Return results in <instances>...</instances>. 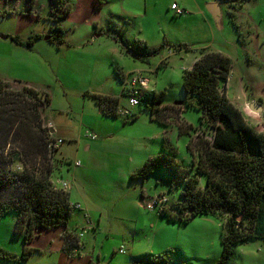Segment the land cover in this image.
Segmentation results:
<instances>
[{
	"label": "rangeland",
	"instance_id": "obj_1",
	"mask_svg": "<svg viewBox=\"0 0 264 264\" xmlns=\"http://www.w3.org/2000/svg\"><path fill=\"white\" fill-rule=\"evenodd\" d=\"M50 1L54 18L60 16L62 9L69 6L67 0H64L60 7L57 6L56 1ZM99 1L105 6L97 8L94 11L95 15L110 17L111 21H104L102 27L107 35L100 37L98 43L95 44L97 48L93 51L107 53L109 48L115 47L120 52L113 63L109 61L107 63L113 69L110 74L116 76L115 82L110 81L111 76L108 75L109 82L104 85L105 90L114 91L121 98L118 108L119 115L108 120L104 119L113 125L110 128V134L107 136L98 133L100 136L98 141L93 140L97 143L104 140L103 150L89 151L82 145L83 141L79 149L80 153L77 155L75 140L79 141L80 137H83V133L79 130L82 128L91 130L89 125H82V117L83 114L91 115L88 108L90 106L88 104L84 106L83 97L85 94V99H90L92 92L84 91L83 94H78L77 91L69 89L76 88L74 80H78L81 74H75L74 79L69 81L65 71L66 60L62 58L59 63L53 60L51 65L46 66L42 73L34 78L38 90L49 94L51 98L50 107L40 112L44 116L43 119L46 117L47 110V116L54 120L57 129L62 127L70 132L69 136L64 139L62 153L55 156L56 159L59 157L60 167L54 172V180L57 177L66 178L74 186V192L70 191V195L74 193L72 201L84 194L92 203H95L94 216L99 217L102 212L106 217L104 225L100 226L97 233L92 229L84 232L82 241L85 244L80 253L82 257H77L75 264H129L131 256L140 254H143L144 258L145 256L166 255L169 264H216L223 250L222 221L211 216L197 215L190 218L188 222H182L179 219L171 220L159 209L153 211L146 205V208L144 206L138 208L136 203L140 200L142 189H145L150 196L160 194V196L167 197L166 206L171 209L177 208V204L183 201L184 183H175L171 186L168 182L167 170H159L145 181L135 180L130 177L128 167L133 164L128 160L121 165L112 164L107 161V157L104 158L106 156L104 152L108 148L111 151L117 149L126 158L133 156L137 161L141 152L156 148V139L149 142L145 138L152 134L148 124L153 122L159 130V154H162L164 140L167 138L170 145L177 151V160L181 167L186 170L190 169L192 171L189 172L190 175L193 171L195 172L196 166L193 162H198L200 153H202L201 149L206 148V140L211 139L213 129L207 125L206 121L201 122L202 110L182 104L186 101L183 75L184 71L193 65L202 49L222 52L231 59V73L222 91L242 111L251 127L264 132V0ZM171 2H176L181 9L185 10V13L180 16L175 15L170 9ZM207 3L219 5L220 26L217 25L213 15L208 13ZM7 4L12 5L13 1L7 0ZM201 8L210 21L206 20L203 15H198ZM48 15L50 16L49 13ZM77 15H81L78 10L75 11L74 17H78ZM61 24L65 36L69 38L94 32L93 26L91 28L81 26L74 31L73 19L62 20ZM55 25L49 18L46 24H38L36 30L43 26L49 34L50 28ZM4 26L8 29L15 28V21L9 19ZM123 41L133 47L146 44L150 49L159 47L160 50L150 58L149 62H142L139 59L135 60L131 53L126 51ZM54 49L58 50L57 53L61 52L57 47ZM117 65L125 71L133 70L135 67L146 70L145 76L147 80L149 79V90L165 93L161 99L162 105L159 106V119L164 124L152 120V114L145 105H138L131 110L132 106L126 97V88L123 90L124 97L121 96L124 82L122 83L116 74ZM61 78L68 82L67 88L62 85ZM13 88L18 87L13 86ZM144 91L147 90H141V96ZM252 101H257L261 105V111L250 109L249 104ZM125 109L133 113L128 115L129 118L120 116ZM100 119L103 118L100 116ZM190 141L192 145L189 148ZM75 160L82 162L81 167L74 166ZM16 168L20 170V166L17 165ZM205 181V176H201L199 185L202 186ZM133 203L135 206L132 205ZM139 209L156 214L159 219L154 218L155 223H152L148 216L147 219L143 215L138 217ZM123 211H127L125 214L133 215V221L129 217L123 219L117 217V214ZM12 215L15 218L18 217L14 216L17 213L10 212L0 221V247L2 248H6L5 241L6 246L15 247L17 245L14 244L15 241L11 242L14 239L13 231L10 232L12 222H9ZM83 216L82 211L73 209L69 222L70 227H79L78 232L82 231L85 225ZM230 216V214L224 215V220H228ZM137 221L140 229L148 227L150 234L155 232L156 234L148 239L145 234L139 236L141 234L139 231L136 237L137 247L132 255L128 246L132 244L131 228H135ZM125 229H128L127 233H131L132 237L122 233ZM111 230L116 234L110 233ZM58 231H62V228ZM54 233L55 231L51 234ZM115 241L118 242L119 247L120 244H124L127 251L125 253L116 252L113 245ZM43 243V240L35 241L36 246ZM53 263L59 264V256L51 257L44 253L42 256H33L25 263L19 264ZM231 264H264V244L260 240H249L238 244L235 247Z\"/></svg>",
	"mask_w": 264,
	"mask_h": 264
},
{
	"label": "trees",
	"instance_id": "obj_2",
	"mask_svg": "<svg viewBox=\"0 0 264 264\" xmlns=\"http://www.w3.org/2000/svg\"><path fill=\"white\" fill-rule=\"evenodd\" d=\"M54 1L60 7L64 0ZM69 12L70 6L63 8L57 18L50 13L56 25L50 29L48 39L65 43L61 21ZM12 38L29 47L39 35L30 36L26 42L18 36ZM123 43L126 51L142 62H149L160 50L150 49L146 44L133 47L126 41ZM231 68V59L222 52L202 49L191 68L184 71L186 101L182 104L202 110L201 122L206 121L213 129L198 162H193L195 172L190 175V169L181 167L177 151L166 138L162 154L148 157L132 174L133 179L145 180L159 170H167L171 186L184 183L182 203L177 208L159 209L171 220L188 222L194 216L204 215L222 221L223 250L216 264H231L238 244L249 240L264 244V132L251 127L242 111L222 91ZM117 74L125 82L127 76L118 67ZM164 95L144 91L138 104L145 105L152 118L161 123L159 106ZM92 96L104 116L119 115L120 97ZM50 101L47 93L27 86L13 88L0 80V220L10 212L17 213L14 231L24 237L23 260L32 254L33 248L28 245L43 230L64 227V251L71 254L80 247L74 229L68 228L73 213L69 192L54 182V172L60 167L58 157L55 158L59 148H51L53 132L45 127L44 116L40 114L48 109ZM191 145L192 141L188 147ZM201 176L206 178L202 186ZM226 214L231 216L225 221ZM145 257L136 258L132 264H169L166 255ZM0 258L11 257L0 249Z\"/></svg>",
	"mask_w": 264,
	"mask_h": 264
},
{
	"label": "crops",
	"instance_id": "obj_3",
	"mask_svg": "<svg viewBox=\"0 0 264 264\" xmlns=\"http://www.w3.org/2000/svg\"><path fill=\"white\" fill-rule=\"evenodd\" d=\"M12 1L13 4L9 5L7 4V0H0V80L16 87H19L21 85L32 87L39 92L45 93L44 91L38 90V88L35 86L36 80H34V78L40 75L42 73V70H44L46 66L51 65V62L53 60H56V63H59L61 59L64 58L67 64L65 67L66 77L69 81H72V79H74L75 74H79V73L81 74L78 80H74L76 84L75 85L76 88H69V89L77 91L78 94H83L85 91L87 93L92 92L90 94L118 96L114 91L105 90L104 85L106 82H109L107 80L108 75L111 76L110 81L115 82L116 76L114 77L113 74H110L113 71V69L110 66V64L107 65V63L108 61L109 63H113L120 55V52L115 47L109 48V51L107 53H99L93 51L94 49L97 48L95 44L98 43L100 37L107 35V33L104 32L102 27L104 21L105 20L111 21L110 17L105 18V17H101L100 15L99 16L95 15L94 13V11L97 8L104 7L105 6L104 3L100 2L99 0H67L70 6V12L64 18V20H69V21L70 19L74 20V24H73L75 28L74 31H76V29H78L81 26L88 28H91V26H93L94 32L93 33L90 32L87 35H83V36L78 35L75 38L74 37L69 38L68 36H65V43L58 44L56 41H52L51 39L46 38V36H48L49 34L46 33L45 27L42 26L43 29L42 27H40L38 28V30H36L38 24L39 25L46 24V20L49 18L52 20V18L50 17L51 16L50 13L52 11L50 0L49 1L48 0H12ZM173 3L176 2H171V5ZM146 4L148 3L146 2ZM209 4L210 3H207L206 6H208ZM170 9L172 8L170 7ZM76 10H78L79 13L81 14L80 16L77 15L78 17H74V13ZM144 10H146L145 7ZM173 11L174 14L177 15L175 13V10ZM47 12L50 14V16L48 15ZM208 13L211 14L210 12ZM8 15L10 16L8 17ZM198 15H203L206 18V20L210 21L208 15H206L205 12H203L202 8L200 9V12H198ZM9 19H13L15 21V25H16L15 28L8 29L4 26L5 22L8 21ZM220 21H221V15L219 18V23L217 24L218 26H220L221 24ZM105 24H110V23H105ZM32 35H39V38L34 39L31 46L29 47L16 43L12 38L18 36L23 42H26L29 39V37ZM55 47H57L59 51L62 52V55L61 52L57 53L58 50L56 51L54 49ZM102 63L105 64L103 65ZM116 67H118V65ZM118 68H120L121 72L125 75V77L127 76L125 79H127L130 76V74L141 73L143 76H145L146 73L145 72L146 70L144 69L142 70L136 67L133 70L131 69L126 71L123 70L121 67ZM116 74H117V68H116ZM61 81H62L61 82L62 85L66 87L68 82H66V80H64L63 78H61ZM126 81L127 80H125V82ZM123 82L124 81H122V83ZM125 82L123 84L121 96L124 93L123 90H125V88L127 87ZM146 90H149V83ZM85 97L86 95L84 94L83 103L84 106H86L87 104L90 106L88 108L90 110L91 115L83 114L82 125H89L91 127L90 128L91 130L88 131L89 129L84 130L83 128L79 130V132L81 131L83 133V137H80L79 141L75 140L77 144L76 146L78 152L77 155H79L80 153L79 149L83 141L84 143L82 145L89 151H92L94 149L103 150L104 147H102V144H104V140L99 141V143L94 142L93 140L98 141V139L100 138L98 133L106 134L108 136L110 134V128H112L113 126L112 123L106 121L112 117H106L103 115L100 106L93 98V96L90 95L89 96L90 99H85ZM50 104L51 103H49V107ZM135 107L136 106L130 108L132 110ZM131 114L133 113L131 112ZM100 116L103 119H100ZM120 116L124 118H129V116H126L123 113ZM46 117L47 119L50 118L47 116V110H46ZM50 119L53 124V129H51L52 130L51 132H53V136L55 138H59L63 140L66 139L69 136L70 132H67L62 127L57 129L54 120L52 118ZM152 120L154 119L152 118ZM148 127L151 128L150 131H152V134L149 136H145V138L149 142H151V140H155V139L157 140L156 141L157 144L155 146L156 148L154 150L153 148L151 150L146 149L147 151L141 152L140 155L138 156L137 161H135V158L133 156H131L128 159L126 158V156H123L121 153H119L117 149H113L111 151L110 148H108L107 151L104 152V154L106 155L104 158L107 157V161H109L112 164L114 163L120 165L125 163L126 160H128L131 164H133L132 166H128L129 174L130 177L132 178V174L134 173V171L140 168L148 157L159 155V151H158L159 130L157 129L156 125L153 122L148 124ZM165 133L163 134L164 137L166 136ZM89 134H95L98 136V138L92 139L89 137ZM64 142L65 140L63 141V143H61L59 147L60 154L62 153ZM76 161L79 160H75V162ZM75 162H74V166H76ZM86 166L84 168H86ZM54 182L59 187H61V182H67L69 184V189L67 191L69 192V199L71 204L72 205L78 204L81 206L80 209L78 210L83 212L84 215L83 217L85 221V225L83 226L82 231L78 232V229H80L79 227L78 228L70 227V225H68V228L74 229L73 232L76 233L77 236L79 237L80 247L75 249L74 252L71 254H68L64 251V245H65V240L63 235L65 231L64 227L43 230L41 231L40 235L36 236L33 239V241L28 245V247L33 248V252L31 255L28 256L27 259L23 260L22 255L26 245L24 242L23 235L16 234L14 231L18 217L17 215H14L17 217L15 218L12 215V217H10L11 220H9V222L10 221L12 222L10 232L12 233L13 231L14 239H12L11 237L12 239L11 242L15 241L14 244L17 245L15 247L6 246V241L4 240L5 241L4 244L6 248L0 247V249L7 256H10L11 258L10 259L0 258V262H4V264H8L11 262L18 264L25 263V261H27L29 258H32L33 256H37V255L42 256L44 253H46L49 254L51 257L59 256V264H75L76 258L82 257L80 253L85 244V242L82 241L84 232L89 231V229H92L95 233H97L98 230H100V226L104 225L105 223L104 219L106 217L102 212H100L99 217L94 216L95 212L93 211V208H95V203H92V201L86 195L81 194L79 199L76 200L75 198V200L72 201V198H74V193L70 195V191L74 192V186L64 177L61 178L57 177L56 180H54ZM157 195L160 194H155L153 196H150L145 189H142L140 192V200H139L140 203L137 202L136 206H138V208L141 206L145 207V204ZM132 205L135 206L134 203ZM99 209L101 208L99 207ZM139 210H140L138 211L139 213H137L138 217L143 215L144 218L147 219L148 216V219L152 221V223H155L154 218L159 219V217L156 214L147 213L146 211H141V209ZM155 210L157 209H154L153 211ZM126 212L127 211L118 213L117 217L122 219L129 217L131 218V221H133L134 216L125 214ZM85 214L88 215L87 218L85 217ZM59 228H62V231H58ZM54 231L55 233L51 234ZM131 231L133 233V237L131 233H127L128 229L123 230L122 233H125L126 235H130V237H132V244L128 246L129 247L128 249L130 250V254L132 255L135 253L134 250L137 247L136 237L138 236L139 231H141V234L139 236L145 234L148 239L152 235L156 234V232L150 234V230L148 227L140 229L138 226V221L135 225V228H131ZM109 232L112 234H116L113 232V230ZM38 239L43 240L44 243L42 245L36 246L35 241ZM117 243L118 242L115 241L113 242V245L115 247V251L119 252L120 247L124 244H120L121 246L119 247L117 246ZM141 256H143V254L131 256L129 264H132L136 258H139Z\"/></svg>",
	"mask_w": 264,
	"mask_h": 264
},
{
	"label": "built area",
	"instance_id": "obj_4",
	"mask_svg": "<svg viewBox=\"0 0 264 264\" xmlns=\"http://www.w3.org/2000/svg\"><path fill=\"white\" fill-rule=\"evenodd\" d=\"M171 8L175 10V13L177 15H182L185 13V10L181 9L177 3H173L171 5ZM126 80L127 81L125 82V84L127 85L126 87L127 92L126 91L125 92L127 93L126 97L128 98V102L132 107L137 106L139 104V96L142 94L141 90H146L149 82L147 78L143 76L141 73L132 74ZM122 113L126 116L131 115V112L127 109H125V112L123 111ZM44 125L47 128L53 129L52 121L50 119H47L46 117H45ZM89 137L92 139L98 138V136L95 134H89ZM61 143H63L62 139L54 137V141L50 146L53 149L59 148ZM75 165L80 166L81 165L80 161H76ZM61 188L64 190H68L69 184L67 182H61ZM167 203H168L167 197L157 195L153 197L150 201H148L145 205L148 209L154 210V209H163ZM72 207L76 209H80L81 206L77 204V205H72ZM85 217L87 218L88 215L85 214ZM119 252L120 253L126 252V248L124 245L120 247Z\"/></svg>",
	"mask_w": 264,
	"mask_h": 264
},
{
	"label": "water",
	"instance_id": "obj_5",
	"mask_svg": "<svg viewBox=\"0 0 264 264\" xmlns=\"http://www.w3.org/2000/svg\"><path fill=\"white\" fill-rule=\"evenodd\" d=\"M206 9H207V11H209L213 15L214 19L216 20V22L218 24L219 23V18H220V15H221V10H220L219 5L216 4V3H210L208 6H206ZM46 38H49V36H46ZM249 107L253 111H261V105L257 101H252L249 104Z\"/></svg>",
	"mask_w": 264,
	"mask_h": 264
},
{
	"label": "bare ground",
	"instance_id": "obj_6",
	"mask_svg": "<svg viewBox=\"0 0 264 264\" xmlns=\"http://www.w3.org/2000/svg\"><path fill=\"white\" fill-rule=\"evenodd\" d=\"M254 113H256V112H254ZM257 114V113H256Z\"/></svg>",
	"mask_w": 264,
	"mask_h": 264
}]
</instances>
